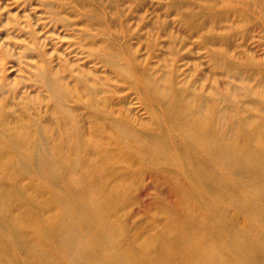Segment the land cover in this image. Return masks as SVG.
<instances>
[{
	"label": "bare ground",
	"instance_id": "6f19581e",
	"mask_svg": "<svg viewBox=\"0 0 264 264\" xmlns=\"http://www.w3.org/2000/svg\"><path fill=\"white\" fill-rule=\"evenodd\" d=\"M163 81L142 78L156 126L140 132L109 118L89 88L101 122L85 137L56 79L46 81L63 123L54 140L40 123L8 126L0 110V264H264V90L244 88L238 111L239 89L205 99ZM107 123L105 146L97 133ZM123 157L156 176L167 164L181 175L168 173L176 207L156 211L155 233L117 217L130 196L113 169Z\"/></svg>",
	"mask_w": 264,
	"mask_h": 264
},
{
	"label": "rangeland",
	"instance_id": "374dc122",
	"mask_svg": "<svg viewBox=\"0 0 264 264\" xmlns=\"http://www.w3.org/2000/svg\"><path fill=\"white\" fill-rule=\"evenodd\" d=\"M146 77L158 86L169 79L205 99L213 90L239 89L236 110H244V88L264 90V0H0V110L8 126L40 123L50 140L63 135L46 83L56 79L85 137L101 122L87 104L89 88L109 118L119 116L138 132L155 128ZM106 125L97 133L105 146ZM139 167L126 157L113 165L130 193L117 217L146 235L161 227L157 210L175 209L167 176L181 175L173 164L165 165L167 176ZM49 213L43 209L42 217Z\"/></svg>",
	"mask_w": 264,
	"mask_h": 264
}]
</instances>
